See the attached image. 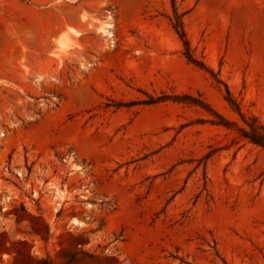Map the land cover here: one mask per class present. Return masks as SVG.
Here are the masks:
<instances>
[{
    "label": "rangeland",
    "instance_id": "obj_1",
    "mask_svg": "<svg viewBox=\"0 0 264 264\" xmlns=\"http://www.w3.org/2000/svg\"><path fill=\"white\" fill-rule=\"evenodd\" d=\"M250 126L264 0H26L0 20V264H264Z\"/></svg>",
    "mask_w": 264,
    "mask_h": 264
},
{
    "label": "trees",
    "instance_id": "obj_2",
    "mask_svg": "<svg viewBox=\"0 0 264 264\" xmlns=\"http://www.w3.org/2000/svg\"><path fill=\"white\" fill-rule=\"evenodd\" d=\"M178 29H180V31L178 33L180 34L181 39L184 41V44L187 46L188 42L185 40V32H184L181 24L179 25ZM189 59L192 62L197 63L194 60H192V58L189 57ZM250 127H251L250 131H245V130L242 131V136L245 139L249 140L252 144H255V145H258V146L264 148V127L263 126H259V127L250 126ZM2 247H3L2 244H0V253H3L2 251H4V253H7L9 255L12 254V252H11L12 247L11 248H4L3 250H1ZM16 253L19 254L20 253L19 250H16ZM66 259L67 260L65 261L64 264H85V263L81 262V260L76 258L75 256H70V257L68 256ZM14 260H15V263L18 264L17 263L18 258L15 257ZM36 264H54V262L52 259H48V260L38 261V262H36Z\"/></svg>",
    "mask_w": 264,
    "mask_h": 264
},
{
    "label": "crops",
    "instance_id": "obj_3",
    "mask_svg": "<svg viewBox=\"0 0 264 264\" xmlns=\"http://www.w3.org/2000/svg\"><path fill=\"white\" fill-rule=\"evenodd\" d=\"M26 0H0V20H8L11 10L16 9L17 5H24ZM80 21V15L77 16Z\"/></svg>",
    "mask_w": 264,
    "mask_h": 264
},
{
    "label": "bare ground",
    "instance_id": "obj_4",
    "mask_svg": "<svg viewBox=\"0 0 264 264\" xmlns=\"http://www.w3.org/2000/svg\"><path fill=\"white\" fill-rule=\"evenodd\" d=\"M59 45H60L61 47H65V46H64V43H62V41H59Z\"/></svg>",
    "mask_w": 264,
    "mask_h": 264
}]
</instances>
